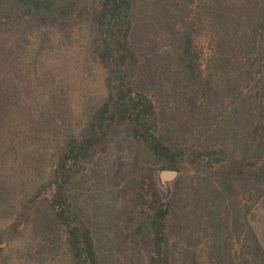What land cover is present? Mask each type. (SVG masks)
Here are the masks:
<instances>
[{"label":"trees","instance_id":"1","mask_svg":"<svg viewBox=\"0 0 264 264\" xmlns=\"http://www.w3.org/2000/svg\"><path fill=\"white\" fill-rule=\"evenodd\" d=\"M263 202L264 0H0V264H264Z\"/></svg>","mask_w":264,"mask_h":264},{"label":"rangeland","instance_id":"2","mask_svg":"<svg viewBox=\"0 0 264 264\" xmlns=\"http://www.w3.org/2000/svg\"><path fill=\"white\" fill-rule=\"evenodd\" d=\"M86 48V34L85 31L81 32L80 30L78 31V34L76 35L71 47L69 49L64 50L63 52H61L60 50L59 54L53 57V59L58 58L62 62H64L59 67L57 73H62V77L64 78V82L66 84V86L64 87L67 88L70 97L72 111L71 114L69 113L65 117V119L74 127H78L80 124H82L85 119L86 108L94 101L96 102L100 96L102 97V94L104 92L103 70L97 67L96 64L93 62L92 58L88 56ZM85 58H89V60H85ZM77 59L81 60L82 62L87 61V68L81 69L83 68V63H77ZM46 71L47 67H42L38 71V73H46ZM52 71L54 72V70ZM27 153L30 156L34 155L30 152ZM35 156L37 155L35 154ZM43 163H46L45 160L43 161ZM163 171L165 170L160 171L158 175L161 184L167 187L172 186L176 178L181 175V173L177 171V174L173 178L163 177ZM256 213L257 214L255 216H253L252 213L247 214V219H249V222L255 227V231L258 234V237L261 240L262 244L264 245V202L262 203V205L260 204L258 206V209H256ZM247 221L248 220L246 219H244L243 221V223H245V226L240 233L242 237L246 235V232L249 229ZM234 237H236L234 240V244L236 245V248L239 249L241 247V244L239 243L236 234L234 235ZM26 241L27 240H23L21 244H25ZM202 247L205 248L203 249ZM207 247L208 246L206 242H204L200 246V249H202L203 252L207 250Z\"/></svg>","mask_w":264,"mask_h":264},{"label":"water","instance_id":"3","mask_svg":"<svg viewBox=\"0 0 264 264\" xmlns=\"http://www.w3.org/2000/svg\"><path fill=\"white\" fill-rule=\"evenodd\" d=\"M177 174L176 170H165L162 172L163 177L173 178Z\"/></svg>","mask_w":264,"mask_h":264}]
</instances>
